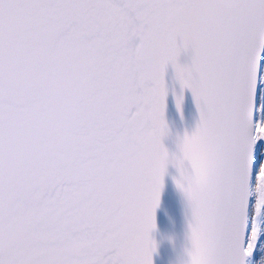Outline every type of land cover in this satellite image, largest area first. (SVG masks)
Masks as SVG:
<instances>
[{"label":"snow or ice","instance_id":"snow-or-ice-1","mask_svg":"<svg viewBox=\"0 0 264 264\" xmlns=\"http://www.w3.org/2000/svg\"><path fill=\"white\" fill-rule=\"evenodd\" d=\"M169 164L180 264H264V0H0V264H153Z\"/></svg>","mask_w":264,"mask_h":264},{"label":"water","instance_id":"water-1","mask_svg":"<svg viewBox=\"0 0 264 264\" xmlns=\"http://www.w3.org/2000/svg\"><path fill=\"white\" fill-rule=\"evenodd\" d=\"M190 62V53L182 55L181 63L190 64ZM165 81L168 88L165 120L169 135L164 138L163 143L171 153L178 151L179 139L185 132L190 134L195 129L199 112L192 93L188 89L183 90L182 111L177 110L175 96L181 94V87L171 66L168 68ZM176 177H178L177 169L169 164L164 178L160 205L156 209V229L151 234L157 246L153 254V264H180L187 245L186 237L191 210L185 196L175 184Z\"/></svg>","mask_w":264,"mask_h":264},{"label":"clouds","instance_id":"clouds-1","mask_svg":"<svg viewBox=\"0 0 264 264\" xmlns=\"http://www.w3.org/2000/svg\"><path fill=\"white\" fill-rule=\"evenodd\" d=\"M178 181L180 185L179 187L180 191L183 193L185 197H190L197 191V189L203 188V186L207 181V176L206 173L201 171L199 175L191 181H186L182 177H178ZM192 261H193V257L188 256L185 260V264H192Z\"/></svg>","mask_w":264,"mask_h":264}]
</instances>
